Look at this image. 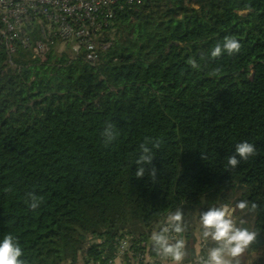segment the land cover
Wrapping results in <instances>:
<instances>
[{
	"label": "trees",
	"instance_id": "trees-1",
	"mask_svg": "<svg viewBox=\"0 0 264 264\" xmlns=\"http://www.w3.org/2000/svg\"><path fill=\"white\" fill-rule=\"evenodd\" d=\"M27 34L40 39L36 20ZM51 36L43 59L19 46L9 63L0 49V240L11 233L26 264H106L124 235L155 255L152 231L180 208L190 259L199 213L246 200L258 234L243 255L264 264V0L122 4L95 66ZM229 36L240 52L210 58ZM146 139L160 141L155 181L135 176ZM244 141L256 154L228 168ZM29 192L43 198L35 211Z\"/></svg>",
	"mask_w": 264,
	"mask_h": 264
},
{
	"label": "clouds",
	"instance_id": "clouds-1",
	"mask_svg": "<svg viewBox=\"0 0 264 264\" xmlns=\"http://www.w3.org/2000/svg\"><path fill=\"white\" fill-rule=\"evenodd\" d=\"M241 43L234 37H225L220 43L213 46L210 58L216 59L222 55H235L241 50ZM188 64L193 69H199L200 65L195 59L190 58ZM105 147L111 145L118 136L116 126L112 122H106L100 133ZM160 147L159 140L146 139L138 149V157L135 160L137 170L135 176L143 178L147 171L152 181L156 180L157 169L153 165L155 159L153 149ZM256 154L255 146L247 141L235 146L234 154L227 157V167L235 169L240 162L247 161ZM42 197L35 193H26L25 203L35 211L42 203ZM235 207L241 211H255L257 204L246 200L239 201ZM200 238L202 241H211L212 246L207 248L205 255H199L194 264H240L241 257L253 245L257 238V231L247 227L238 226L232 216L229 205L211 206L207 211L199 213ZM187 228L184 223V213L180 208L168 213L158 230L152 231L150 242L152 251L160 258L162 264H183L186 252V240L183 234ZM24 252L11 234H5L0 240V264H26L22 258ZM119 257L113 262L118 264Z\"/></svg>",
	"mask_w": 264,
	"mask_h": 264
},
{
	"label": "built area",
	"instance_id": "built-area-1",
	"mask_svg": "<svg viewBox=\"0 0 264 264\" xmlns=\"http://www.w3.org/2000/svg\"><path fill=\"white\" fill-rule=\"evenodd\" d=\"M142 0H0V49L8 62L20 46L30 50L33 59H43L49 52L51 34L60 40L59 48L70 46L75 55L83 53L90 65L97 64L96 51L99 34L108 29L115 7L140 4ZM36 20L40 39L30 43L28 28ZM137 248V247H136ZM130 244L124 235L115 247L114 256L107 254L106 264L125 261L127 264H162L160 258L143 253ZM206 242H200V255H205ZM190 264H194L190 263Z\"/></svg>",
	"mask_w": 264,
	"mask_h": 264
},
{
	"label": "rangeland",
	"instance_id": "rangeland-1",
	"mask_svg": "<svg viewBox=\"0 0 264 264\" xmlns=\"http://www.w3.org/2000/svg\"><path fill=\"white\" fill-rule=\"evenodd\" d=\"M241 198L240 197V192L236 193L234 198H233V202L237 199ZM230 208L232 209V216L234 221L237 223L238 226H242V227H247L250 230H252L253 228V221L255 219V211H250V210H244V211H237L235 205L232 203L230 205ZM187 218L190 216V212H187L186 214ZM196 218V215H195ZM190 227L195 228V230L192 232V234L194 235V238L196 239V243L194 246V255L192 258L190 259H185L184 262L185 263H193L195 261V259L197 258V256L200 255L201 250H200V242L202 241L200 238V223L198 221V219H195V221L193 223L190 224ZM239 261L240 264H261L259 262V259L256 256H249L248 257L246 255H242L241 257H239Z\"/></svg>",
	"mask_w": 264,
	"mask_h": 264
},
{
	"label": "crops",
	"instance_id": "crops-1",
	"mask_svg": "<svg viewBox=\"0 0 264 264\" xmlns=\"http://www.w3.org/2000/svg\"><path fill=\"white\" fill-rule=\"evenodd\" d=\"M118 264H127V263L125 261H118ZM183 264H188V263L183 262Z\"/></svg>",
	"mask_w": 264,
	"mask_h": 264
}]
</instances>
